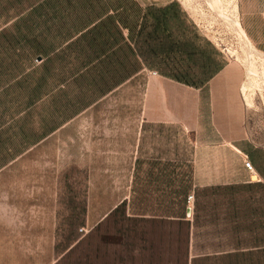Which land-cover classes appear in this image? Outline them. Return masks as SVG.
<instances>
[{
	"label": "crops",
	"instance_id": "obj_1",
	"mask_svg": "<svg viewBox=\"0 0 264 264\" xmlns=\"http://www.w3.org/2000/svg\"><path fill=\"white\" fill-rule=\"evenodd\" d=\"M255 6L244 28L262 44ZM118 33L108 92L122 95V116L75 120L77 152L106 161L92 175L113 177L91 183L69 247L58 200L0 202V264H264V152L228 122L240 106L224 73L195 84L154 71Z\"/></svg>",
	"mask_w": 264,
	"mask_h": 264
},
{
	"label": "rangeland",
	"instance_id": "obj_2",
	"mask_svg": "<svg viewBox=\"0 0 264 264\" xmlns=\"http://www.w3.org/2000/svg\"><path fill=\"white\" fill-rule=\"evenodd\" d=\"M256 2L264 7V0H0V202L58 200L62 244L83 231L91 183L113 176L92 175L106 161L77 152L75 120L122 116L114 109L122 95L108 92L118 32L154 71L195 84L222 71L226 101L240 106L228 122L240 121L251 150L264 152V33L262 44L254 41L243 12Z\"/></svg>",
	"mask_w": 264,
	"mask_h": 264
},
{
	"label": "trees",
	"instance_id": "obj_3",
	"mask_svg": "<svg viewBox=\"0 0 264 264\" xmlns=\"http://www.w3.org/2000/svg\"><path fill=\"white\" fill-rule=\"evenodd\" d=\"M84 206V205H83ZM85 209V208H84ZM84 209H83V211L82 212H84ZM83 214V213H82ZM77 232V230H74V232ZM76 234V233H75ZM75 234H72V236L70 237V239L71 240H69V241H64L63 242V244H62V246H67V247H69L70 245H72V243L74 242V240H75V238H76V235Z\"/></svg>",
	"mask_w": 264,
	"mask_h": 264
},
{
	"label": "built area",
	"instance_id": "obj_4",
	"mask_svg": "<svg viewBox=\"0 0 264 264\" xmlns=\"http://www.w3.org/2000/svg\"><path fill=\"white\" fill-rule=\"evenodd\" d=\"M244 167L246 168V170H248L250 173H253V168L251 165V162L249 160H245L244 161ZM82 229H80L81 231Z\"/></svg>",
	"mask_w": 264,
	"mask_h": 264
},
{
	"label": "water",
	"instance_id": "obj_5",
	"mask_svg": "<svg viewBox=\"0 0 264 264\" xmlns=\"http://www.w3.org/2000/svg\"><path fill=\"white\" fill-rule=\"evenodd\" d=\"M252 180H255V177Z\"/></svg>",
	"mask_w": 264,
	"mask_h": 264
}]
</instances>
